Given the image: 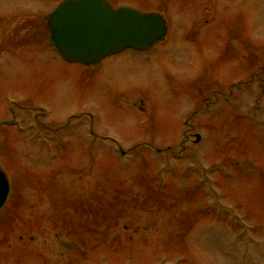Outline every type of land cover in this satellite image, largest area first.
Wrapping results in <instances>:
<instances>
[{
    "label": "rangeland",
    "instance_id": "374dc122",
    "mask_svg": "<svg viewBox=\"0 0 264 264\" xmlns=\"http://www.w3.org/2000/svg\"><path fill=\"white\" fill-rule=\"evenodd\" d=\"M62 1L0 0V264H264V0H108L167 33L91 65Z\"/></svg>",
    "mask_w": 264,
    "mask_h": 264
},
{
    "label": "water",
    "instance_id": "95a60500",
    "mask_svg": "<svg viewBox=\"0 0 264 264\" xmlns=\"http://www.w3.org/2000/svg\"><path fill=\"white\" fill-rule=\"evenodd\" d=\"M48 23L60 55L84 65L100 62L125 48L147 49L167 32L161 15L143 14L130 6L114 9L108 0H64L49 15ZM9 189L8 179L0 170V211Z\"/></svg>",
    "mask_w": 264,
    "mask_h": 264
},
{
    "label": "flooded vegetation",
    "instance_id": "af4514ba",
    "mask_svg": "<svg viewBox=\"0 0 264 264\" xmlns=\"http://www.w3.org/2000/svg\"><path fill=\"white\" fill-rule=\"evenodd\" d=\"M53 45V44H52ZM54 46V45H53ZM55 48V47H54Z\"/></svg>",
    "mask_w": 264,
    "mask_h": 264
}]
</instances>
